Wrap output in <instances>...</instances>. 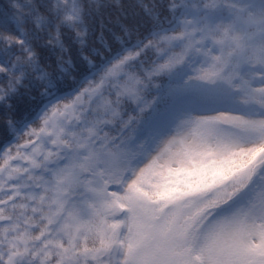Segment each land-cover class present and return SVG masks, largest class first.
<instances>
[{"label":"snow or ice","instance_id":"obj_1","mask_svg":"<svg viewBox=\"0 0 264 264\" xmlns=\"http://www.w3.org/2000/svg\"><path fill=\"white\" fill-rule=\"evenodd\" d=\"M0 264H264V0H0Z\"/></svg>","mask_w":264,"mask_h":264},{"label":"trees","instance_id":"obj_2","mask_svg":"<svg viewBox=\"0 0 264 264\" xmlns=\"http://www.w3.org/2000/svg\"><path fill=\"white\" fill-rule=\"evenodd\" d=\"M28 103H35V101H31L27 97H24L20 101V107L23 108L25 106V104H28Z\"/></svg>","mask_w":264,"mask_h":264}]
</instances>
